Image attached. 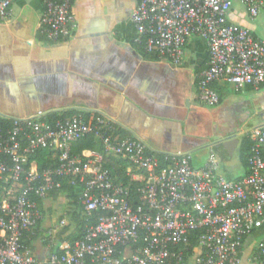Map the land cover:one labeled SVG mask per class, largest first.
Masks as SVG:
<instances>
[{
  "label": "built area",
  "instance_id": "obj_1",
  "mask_svg": "<svg viewBox=\"0 0 264 264\" xmlns=\"http://www.w3.org/2000/svg\"><path fill=\"white\" fill-rule=\"evenodd\" d=\"M0 0V21L12 15V3ZM40 26L53 42L72 36L73 0H40ZM251 20L264 14V0H237ZM233 0H137L130 15L136 43L147 55L179 66L192 38L202 39L208 60L197 81L199 100L219 103L212 84L258 88L264 84V41L229 22ZM0 122V264H241L244 239L264 225V128L247 133L251 146L248 173L230 181L216 174L211 157L194 168L182 151L154 153L138 139L118 138L110 119L85 120L80 114L49 121L32 118ZM94 136L105 153L127 160L141 171L137 204L128 185L115 183L98 151L71 154L72 143ZM41 149L57 153L58 164L42 172L28 158ZM81 189L85 215L98 213L84 236L57 246L53 229L44 232L48 252L35 256L25 237L33 234L43 214L36 199L58 189L60 180ZM133 181L135 175H131ZM35 198V199H34ZM63 225L64 221H60ZM197 246L189 249L192 234ZM264 264V241L252 255Z\"/></svg>",
  "mask_w": 264,
  "mask_h": 264
},
{
  "label": "crops",
  "instance_id": "obj_2",
  "mask_svg": "<svg viewBox=\"0 0 264 264\" xmlns=\"http://www.w3.org/2000/svg\"><path fill=\"white\" fill-rule=\"evenodd\" d=\"M136 2L73 0L72 36L53 42L40 26L41 1H14L11 17L0 21V120L32 118L39 112L48 117L78 112L93 119L102 116L110 119L116 137L138 139L149 151L195 154L194 168H202L213 157L217 175L230 181L246 176L247 160L240 149L250 130L264 128V84L253 88L213 83L219 103L206 106L197 91V78L208 60L206 43L190 39L179 66L145 54L130 22ZM246 14L251 22L261 15L251 20ZM246 29L264 41V30L258 36ZM234 139L238 143L228 156L219 145ZM237 151L238 173L221 172V165ZM127 173L140 180L133 170ZM40 204L43 218L37 233L25 241L36 257L44 258L48 252L44 232L53 229L57 247L74 222L67 215L66 199L47 198ZM262 234L264 225L244 239L241 264L263 263L252 259L264 241L256 240Z\"/></svg>",
  "mask_w": 264,
  "mask_h": 264
},
{
  "label": "trees",
  "instance_id": "obj_3",
  "mask_svg": "<svg viewBox=\"0 0 264 264\" xmlns=\"http://www.w3.org/2000/svg\"><path fill=\"white\" fill-rule=\"evenodd\" d=\"M151 57L156 58L154 55H151ZM157 59V58H156ZM198 80V78H197ZM81 115L85 120H90L93 118H90L89 116H86L83 112H78L76 115ZM65 117L63 116H47V119L49 121L55 120V119H63ZM1 124L8 128L10 126V120L1 119ZM113 134L114 130H113ZM127 138V137H123ZM251 141L249 138H245L243 140V144L240 149V153L242 158L246 157L247 160L249 149L251 146ZM98 151L104 156L103 161V167L106 169L111 178L114 180L115 183H121L122 185H128L130 186V189L133 191V201L136 205L137 198H136V190L141 187L142 182L141 181H133L129 174L127 173V169L130 167V164L127 162V160L113 156L109 153H105L101 143L98 139H96L94 136H86L78 141L72 143L71 145V154L73 155H80L83 151ZM30 162H34L37 167L38 172H42L44 170L50 169L55 167L58 164V155L56 152L49 150V149H41L37 151L35 154L31 155L28 158V166ZM134 172L140 174L142 173L139 170L131 169ZM60 180L61 185L58 189H52L49 192H47L46 199H52V200H59L60 198L66 199L67 204L70 207V210H68L67 215L69 218L74 222L73 224V230L70 234H67L64 237L65 241L73 242L75 240H78L82 238L87 230V228L93 224L96 223L98 213H92L90 216L85 215L84 207L81 205L80 198H81V189L78 186L70 185L69 181L67 179H57L56 181ZM9 188V184H1L0 186V200L1 197L6 193V190ZM35 199V198H34ZM41 201L42 199H36V202L41 208ZM38 226L36 229H34V233H37ZM39 236V232L37 234ZM197 233H194L191 235L189 240V249L193 250L194 247L197 246ZM43 243L47 244V239L45 237L42 238ZM26 244L29 246V244L26 242ZM57 248V247H56Z\"/></svg>",
  "mask_w": 264,
  "mask_h": 264
},
{
  "label": "rangeland",
  "instance_id": "obj_4",
  "mask_svg": "<svg viewBox=\"0 0 264 264\" xmlns=\"http://www.w3.org/2000/svg\"><path fill=\"white\" fill-rule=\"evenodd\" d=\"M227 18H228L229 22H231L232 24L249 28L252 31H254L258 36H262V34H263L264 14H261L253 22L249 21L247 19V14H246L245 8L243 6H241V4L237 0H233V6L227 15ZM239 155L240 154L237 151L231 160L225 161L221 165L220 171L223 173L226 172V174L236 175L238 173L237 169L239 167ZM191 157L193 158V164L197 166L195 154L192 155V153H191ZM263 238H264V234L257 236L256 240L260 242V240H262Z\"/></svg>",
  "mask_w": 264,
  "mask_h": 264
},
{
  "label": "water",
  "instance_id": "obj_5",
  "mask_svg": "<svg viewBox=\"0 0 264 264\" xmlns=\"http://www.w3.org/2000/svg\"><path fill=\"white\" fill-rule=\"evenodd\" d=\"M238 141L236 139L234 140H229V141H224V143L219 145V148H223L225 150V154L228 156H231L233 150L235 149Z\"/></svg>",
  "mask_w": 264,
  "mask_h": 264
}]
</instances>
